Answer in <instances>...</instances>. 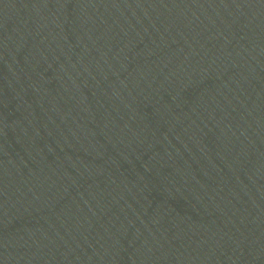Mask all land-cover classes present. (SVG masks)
Listing matches in <instances>:
<instances>
[{"label":"water","instance_id":"95a60500","mask_svg":"<svg viewBox=\"0 0 264 264\" xmlns=\"http://www.w3.org/2000/svg\"><path fill=\"white\" fill-rule=\"evenodd\" d=\"M0 264H264V0H0Z\"/></svg>","mask_w":264,"mask_h":264}]
</instances>
